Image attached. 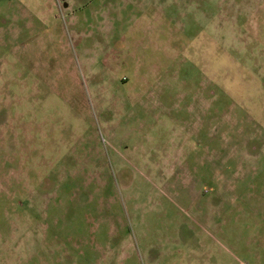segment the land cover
Instances as JSON below:
<instances>
[{
  "label": "rangeland",
  "instance_id": "rangeland-1",
  "mask_svg": "<svg viewBox=\"0 0 264 264\" xmlns=\"http://www.w3.org/2000/svg\"><path fill=\"white\" fill-rule=\"evenodd\" d=\"M0 264H264V0H0Z\"/></svg>",
  "mask_w": 264,
  "mask_h": 264
}]
</instances>
